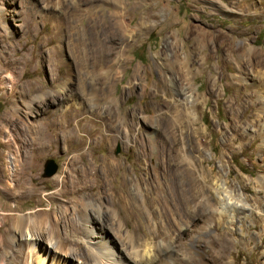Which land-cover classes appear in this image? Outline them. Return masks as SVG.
<instances>
[{
	"label": "rangeland",
	"instance_id": "1",
	"mask_svg": "<svg viewBox=\"0 0 264 264\" xmlns=\"http://www.w3.org/2000/svg\"><path fill=\"white\" fill-rule=\"evenodd\" d=\"M169 13L174 15L172 21ZM201 29L229 31L227 44L240 47L251 42L263 49L264 0H0V264H32V251L34 264H42L44 257L43 264H81L79 257L68 261L39 249L29 233L35 223L46 222L48 227L50 216L58 222L54 240L65 239L67 249L75 251L76 241L90 240L86 237L89 214L120 228L119 233L112 232L120 248L122 239L139 251L148 243L160 246L161 242L167 251L170 244L174 248L170 256L158 254L165 264H179L191 252L198 258L209 250L207 259L218 258L209 264H264V152L260 149L264 140L256 138L262 124L254 126L259 111L252 110L258 96L254 101L235 100L256 80L243 75L242 86L236 83L240 79L233 77L232 62L221 65L217 74L213 69L222 62L224 51L219 44L211 50L197 48L194 31ZM109 39L117 44L115 52ZM107 56L116 77L97 96L94 79L100 87ZM131 77L137 85L130 88ZM158 80L165 82V89L152 86ZM75 110L78 115L72 124L80 120V127L73 130L77 138L57 141L70 130L67 121ZM249 117L239 132V119ZM138 134L145 144L132 140ZM177 150L194 156L191 193L181 189L185 179L179 180L171 156ZM76 151L84 153L94 174L98 172L92 181L95 193L87 198L89 207L82 213L77 212L81 198L63 208L66 199L51 197L60 187L56 178L64 174ZM107 157L115 169L105 178ZM49 158L57 170L44 176ZM70 174L78 176L79 169H71ZM123 182L128 183V191ZM12 186L17 189L9 194ZM25 186L36 194L20 195ZM118 199H126L127 208L120 210ZM193 199L209 201L206 211L211 215L204 220L195 215L200 205ZM234 200L250 208L240 221L234 217ZM126 212L132 217L126 219L128 225L139 221L145 235L138 243L117 222ZM19 219L27 226L21 227ZM190 219L194 222L188 226ZM159 230L170 233L153 239ZM224 230L233 239L232 253L225 260L219 257V247L209 245L212 235ZM178 240L187 248L177 246ZM101 241L94 239L88 245L106 252L107 244ZM118 252L117 263L125 256Z\"/></svg>",
	"mask_w": 264,
	"mask_h": 264
},
{
	"label": "bare ground",
	"instance_id": "2",
	"mask_svg": "<svg viewBox=\"0 0 264 264\" xmlns=\"http://www.w3.org/2000/svg\"><path fill=\"white\" fill-rule=\"evenodd\" d=\"M231 12H233V11H231ZM169 14H170V16H169L170 20L172 21L174 15L172 13H169ZM170 20L168 22H165V23L169 25L170 23H172ZM196 28H198V26ZM164 30H165V28H164ZM194 35H195V41H196L195 45L197 48H199V49L200 48L201 49L207 48V49L211 50L215 44H217V45L219 44L220 49L224 51V55H223V58L221 60L222 62L219 64L217 63L213 69L217 74H220L222 72L221 71V65L222 66L223 65L229 66V64L232 62L235 64V71H236V73H235V75H233V77L240 79V80L236 81V83H238L240 85L242 84V82L244 80L243 75H246L247 77L251 76L253 78V80L254 79L256 80V82H252V83L247 84V86H250L249 91L241 92V93L237 94L235 96V100H236V102H238L240 100H242V101H245V100L254 101L253 100L254 97L258 96V100L256 103H253L254 108L252 109V110L258 109V111H259V113L256 115L257 118H256V123H254V126L259 127V123L262 124L261 127H259L256 131V133H257L256 138L257 139L261 138L262 140H264V138H263V136H264V48L263 49L256 48L255 45L251 44V42H247L240 47H236L234 45V43H232V42L227 44L226 40L228 39V36L230 35L229 31H219L216 29H212V30L201 29L197 32L194 31ZM172 36H174V35L172 34ZM169 37L171 38L170 35H169ZM192 38H193V36H192ZM109 42L112 43V45H110V50L115 52L117 49V46H116L117 44L115 43V41L113 39H109ZM111 53H113V52H111ZM178 55L180 56L179 53H178ZM104 59H106L105 60L106 61L105 62L106 63V71L104 72V76L101 80L100 87L96 86L99 84L98 79H96V78L94 79V83H95L94 85H95V88H97V90H95L97 93L96 94L97 96H99L100 91L101 92L107 91L111 87V85L113 84L115 77H116L115 67H114L113 63L110 62L111 61L110 57L107 56ZM102 64H103V62H102ZM180 64H182V63L179 62L178 65H180ZM190 72H192V71H190ZM97 74H102V73L98 72ZM181 74L184 75L185 72L182 71ZM130 79H131L130 88L136 86L137 84L133 83V77H131ZM164 83L165 82H163L162 80H158L152 86L155 85V88L158 90L165 89ZM165 94L169 95V91L166 90ZM156 95H157V97L159 96L157 93H156ZM91 99L94 100V97H91ZM157 100L159 102H161L163 100H166V98H158ZM230 106L232 108H234L233 110L239 111L238 107H236V106L233 107V105H230ZM77 115H78V112H77V110H75V112L72 113L70 120L67 121V123H68L67 126L72 131L69 130V131L65 132L63 134L62 138H61V136L57 138V141L60 142V140L61 141L64 140V142L66 143V142H69V140L71 141V140L77 138L78 135L76 134V132H73V130H75V128L78 129L80 127V125H79L80 120L76 124H72V121L77 117ZM249 121H250V117L246 120H240L239 119V121H238L239 127L237 126L238 131L240 132L241 129L244 128L245 125L249 123ZM252 126H253V124H252ZM132 137H133L132 140H134V142L136 144H140V143L143 144L144 142H146V139L142 135L138 134V135H134ZM182 139H184V138H182ZM260 149H261V152H264V143H262ZM171 156L175 159L176 165H177L176 168L180 172L179 173V175H180L179 180L185 179V181H184L185 184L182 185L183 187L181 189L187 190V191H189V193H191V190H192V173H193V168H192V165H193L192 162L193 161L192 160L194 159L193 153L188 152L187 150L186 151L183 150V152H179L177 150V152L172 151ZM83 157H84V153H82V152L80 153L78 151L74 152V154L70 157L69 161L67 162V166H66V169L64 171V174L61 177L56 178V182L60 183L59 189L57 191H55L53 194H51V197L53 199H66V200H63L61 203L63 208H65L66 206L70 207V204L73 203L72 199L75 200V198H81L82 204H81V207L77 208L78 213H82L88 209L89 201L87 198H89L92 193H95V192H93L94 191L93 188L95 186L92 184V181H94V176L98 175V172H97V174H94L95 171H94L93 165L85 162ZM172 157H171V159H172ZM79 159L82 162L81 166L79 165ZM104 163H105L104 171L106 169L107 170L109 169L108 170L109 172L108 173L104 172V174H102V173L101 174H102V176H105V178H107L110 175H112V173L115 169L114 168L115 164L110 159V157H107V159H105ZM74 168L79 169V175L78 176H72L70 174L71 169H74ZM181 173H183V175ZM106 182L107 181L104 178L101 181V186L103 188V192H102L103 196H105L107 194V191H108ZM122 186L126 191H128L129 186H128L127 182H123ZM16 189H17L16 186H12V187L8 188L9 194L14 193L16 191ZM20 192H22L20 195H22L23 193L32 194V195L36 194V190L31 188V187H28V186H25L24 189ZM14 195H16V194H14ZM225 195H226V197H228L227 194H225ZM64 197H66V198H64ZM104 200H106V199H104ZM118 200L120 201L119 206H118V208L120 210L122 208H125V207L127 208L126 199H118ZM193 200L199 201V205H200V207L197 208L198 210L195 213V215L201 217V219H203V220L205 218H207L208 215H211L210 212L206 211V208L208 207V205L210 206L209 201L204 200V199H193ZM226 200H228V199H221V201H223V202H226ZM189 201H190V199H189ZM223 205L224 204H222V206ZM231 206L233 208V211H235L234 217L237 218L239 221L244 217L243 215H247V213L250 212V210H248L250 208H248L247 203H245L243 201L235 202V200H234V203L231 204ZM223 207H225V206H223ZM201 208H204V210L201 211ZM41 210H42V208H41ZM67 212H68V210H65V213H67ZM65 213L64 212L62 213L63 217L70 218ZM130 216L131 215L127 212L125 213V215L120 213L119 217H120L121 221L118 220L117 222H120L119 227H123V225L125 226V228L127 229V237L138 243V242H140V240L143 239V237L145 235L141 230V226H140L139 221L134 222L133 226L128 225V222L126 219L132 218ZM49 218H50V224L48 225V227L46 226V222H44V223L41 222V224L40 223L34 224L33 228L35 227V230H33L32 232L29 233V235L31 237L30 239L32 240V236L35 237V239L33 241L36 242L35 244L39 245V249L42 248V249H46V251L50 250L53 253L55 252L54 256L55 255H57V256L62 255L64 258H67L68 261L69 260H73V261L77 260L78 261V257H79L82 260L81 264H89L90 261L93 264H122V263H125V264H165L164 260L161 259V257L159 258L158 254L161 253L162 255L170 256L172 254V251L174 250V248L170 244H168V250L166 251L164 242H161L160 246H156L153 243H148L147 246L145 247V249L139 251L137 248H135V246H133L131 244L126 246L123 243V239L121 240L122 244H121V248H120L118 246L119 240H117L116 237L112 235V232H114V231L119 233L121 231L120 228L115 227L114 224H111V226H108L106 221L103 220L104 218L102 220L98 219V218L94 219V217H92L89 214L88 219H87L88 223L86 224V230H87V232H86L87 236L86 237H87V239H90L89 241H94V239L101 238L102 241L98 242V243L99 244H103V243L107 244V246H105L106 252L99 253L98 251H96V249H94V247L92 245H88V243H89L88 240H86L87 244L82 243L80 241H76V243H75L76 249H75V251H72L70 249H67L68 243L65 239L56 240V241L54 240L53 235L56 234L54 229L56 228V224L58 222L53 221L52 217H50V216H49ZM192 219L189 220L190 224L188 223L187 224L188 226H190L191 223L194 222V220H192ZM21 221H23V220L19 219V223H20L19 225L21 227H23V225H25L27 222L25 223V221H23V222H21ZM179 221H181V220H179ZM113 223H115V222H113ZM122 223H123V225H122ZM73 225H76V224L73 222ZM25 226H27V225H25ZM163 233L165 236H168L170 231L169 230L168 231L159 230L156 234H152L153 235L152 238L156 240ZM106 236H108L110 238L109 241H107L105 239ZM125 238L126 237H124V239ZM178 238L180 239L179 236H178ZM175 239H177V238H175ZM39 241L41 242V244H39ZM43 241L46 242L45 245H47V246L43 247V243H42ZM91 243H94V242H90V244ZM209 245L212 247H219L220 251H221V254L219 257H221L222 259L225 260L227 258V256H229L232 253L233 239L230 237V233L227 230H224V231H220L219 233H217L215 235H212V237L209 241ZM177 246H179L180 248H187L186 245H184V243L180 242V240H178ZM116 251L117 252L122 251L125 253V256H123L122 259H120L121 263L120 262L117 263L114 260V256H115ZM118 253H120V252H118ZM209 253H210V250L206 255H203V253H202L199 255L198 258H195L194 252H191L189 256L182 258L180 260L179 264H199L201 260L207 261V263L209 264L210 261H217L218 260V258H216V257L207 259ZM34 254H35L34 251H32V260H33L32 264L35 263ZM44 256H45V253H44ZM45 260H46V257H44L42 259L43 263L45 262Z\"/></svg>",
	"mask_w": 264,
	"mask_h": 264
},
{
	"label": "water",
	"instance_id": "3",
	"mask_svg": "<svg viewBox=\"0 0 264 264\" xmlns=\"http://www.w3.org/2000/svg\"><path fill=\"white\" fill-rule=\"evenodd\" d=\"M56 170H57L56 162L51 158L46 159L45 164H44V169H43V175L51 176L56 172Z\"/></svg>",
	"mask_w": 264,
	"mask_h": 264
}]
</instances>
